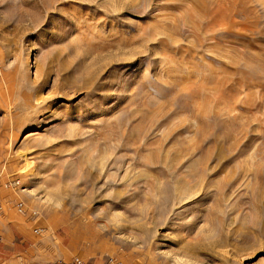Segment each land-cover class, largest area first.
<instances>
[{"label":"rangeland","instance_id":"1","mask_svg":"<svg viewBox=\"0 0 264 264\" xmlns=\"http://www.w3.org/2000/svg\"><path fill=\"white\" fill-rule=\"evenodd\" d=\"M106 255L264 264V0H0V264Z\"/></svg>","mask_w":264,"mask_h":264},{"label":"built area","instance_id":"2","mask_svg":"<svg viewBox=\"0 0 264 264\" xmlns=\"http://www.w3.org/2000/svg\"><path fill=\"white\" fill-rule=\"evenodd\" d=\"M18 185L17 181H12L10 183H8L7 186L9 187H16ZM16 208L19 212H25L24 211V207L23 204L21 202L16 204ZM32 215H35L36 212L35 211H31ZM45 233L43 228H37L33 231L34 236L36 237H40ZM27 251L24 250V253H26ZM54 264H86L82 259H80L79 257H73L70 261L66 262L62 259L57 260ZM100 264H127L119 259H117L115 256L112 255H106Z\"/></svg>","mask_w":264,"mask_h":264},{"label":"bare ground","instance_id":"3","mask_svg":"<svg viewBox=\"0 0 264 264\" xmlns=\"http://www.w3.org/2000/svg\"><path fill=\"white\" fill-rule=\"evenodd\" d=\"M11 116V115H10Z\"/></svg>","mask_w":264,"mask_h":264}]
</instances>
